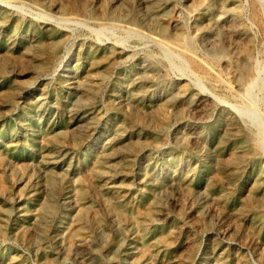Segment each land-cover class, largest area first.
I'll return each instance as SVG.
<instances>
[{"label": "rangeland", "instance_id": "1", "mask_svg": "<svg viewBox=\"0 0 264 264\" xmlns=\"http://www.w3.org/2000/svg\"><path fill=\"white\" fill-rule=\"evenodd\" d=\"M0 154V264H264V0H0Z\"/></svg>", "mask_w": 264, "mask_h": 264}, {"label": "bare ground", "instance_id": "2", "mask_svg": "<svg viewBox=\"0 0 264 264\" xmlns=\"http://www.w3.org/2000/svg\"><path fill=\"white\" fill-rule=\"evenodd\" d=\"M51 57V56H50ZM60 57V56H59ZM52 58V57H51ZM13 59H14V57H13ZM53 62V61H52ZM52 64V63H51ZM84 105H85V103H84ZM46 136H49V135H46ZM50 137V136H49ZM53 138V137H52ZM112 138V137H111ZM58 140V139H57ZM109 144V143H108ZM47 154V153H46ZM1 155V154H0ZM3 161V160H2ZM11 161V160H10ZM12 162V161H11ZM16 162V161H15ZM10 163V162H9ZM8 163V164H9ZM87 179V178H86ZM85 179V180H86ZM88 181V180H87ZM179 185V184H178ZM76 198V197H75ZM109 203V202H108ZM114 211L117 213V214H119V215H125V213H127L128 212V210L127 209H124V208H120V207H116V208H114ZM151 213H152V211H151ZM40 225V224H39ZM88 245V244H87ZM81 246V245H80Z\"/></svg>", "mask_w": 264, "mask_h": 264}]
</instances>
